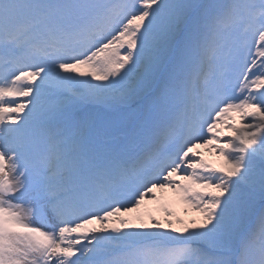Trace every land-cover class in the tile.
<instances>
[{
    "label": "rangeland",
    "instance_id": "rangeland-1",
    "mask_svg": "<svg viewBox=\"0 0 264 264\" xmlns=\"http://www.w3.org/2000/svg\"><path fill=\"white\" fill-rule=\"evenodd\" d=\"M10 2H17L16 7L9 4V9L19 15H31L29 11L35 7L33 13L38 14L26 20L30 22L24 27L28 31L31 30L33 21L42 17L50 7L53 13L51 20H54L47 22V31L43 35L48 38L45 40L55 39L68 51L65 52L67 56L71 55L67 57L54 54V60L61 63V66L35 73L29 77L32 83L22 90L33 96L20 104L28 108L25 111L29 116L27 120L36 118L40 122L36 125L38 132L45 133L47 129H51L41 125L42 122H55L56 119L67 116L62 113L65 110L70 112L76 109L75 116L83 119L82 126L76 127V131L80 134L86 131L92 133L90 144L102 146L107 143L103 142L106 138L110 142L123 139L128 129L132 128L130 125L139 124L138 117L141 113L149 115V125L152 128H165L168 129L165 133H169L166 125L182 118V115L176 116L182 100L188 106L193 105L192 118L187 116L180 121L183 126L196 120V116L207 109L208 99L209 103L212 101L218 106L212 119L205 125L208 132L202 135L203 142H210L208 148L200 147L204 153L196 152L197 158L186 169V173L153 189L146 201L138 202L134 205L135 208L124 214L115 212V215H119L115 218L116 227L111 232L97 236L102 237L101 252L115 253L113 259L119 258L121 263L139 258L138 262L145 264L143 257L148 255V248L173 242L183 244L181 246L184 248L198 249L186 250L187 255L186 252H181L180 257L177 254L169 256L167 259L175 264H264V240L261 241L262 237L257 239V230L254 229L253 239L243 235L246 227L249 228V223L254 222L257 212L262 210L260 208H264V123L250 131H241L236 125L238 121L255 119L264 112V0H243L242 4L237 2L240 10L244 8L243 20L240 26H236V22L229 23V32H235L232 43L236 49L228 43L230 35L227 34L226 38V32H222L218 37L217 31L210 32L201 46H191L189 54L192 53L194 62L207 58L208 50L217 52L218 46L214 45L216 37L224 39V42L219 43L221 50L217 54L222 57L227 53L225 66L229 67V60H236L238 56L239 67L235 71L232 68L229 71H206L205 65L194 71L195 76L191 80L193 93H204L208 97L200 102L197 94L194 99L177 96V99L169 101L168 95L173 88L171 85L165 86L158 78L161 66L166 62L177 36V30L186 25V20L196 11L204 9L206 3L203 0ZM0 4H7L3 8H8V3L4 0H0ZM207 4L216 11L217 8L221 10L226 7L227 1L210 0ZM74 51L79 53L73 55ZM225 72L229 76L224 75ZM238 91L241 92L240 97H236ZM175 95L172 94L171 97ZM218 98L220 99L214 102ZM73 100L83 106L73 107L70 103ZM95 103L115 108L130 105L133 112L127 110L129 114L117 125L121 130H114L113 122L97 119L92 110L91 116L85 115V107L89 105L94 108ZM212 111L211 109L210 113ZM10 115L2 117L8 122L9 129L15 130L18 128L16 124L20 126L24 123L17 121L20 119L18 113ZM86 122L89 123L84 125ZM77 126H80L79 122ZM67 128L65 124L59 132L67 133ZM178 130L182 132V129ZM162 132L159 133L163 134ZM222 136L225 142H217ZM2 141L0 137V143ZM134 144L137 146L141 143L136 141ZM163 149L164 145L160 147V152ZM136 153L137 151L131 150L128 155H124V161L133 159ZM0 160H4V157H0ZM4 164H8V157ZM151 164L152 160L145 162V165ZM147 169L149 168L144 171ZM106 173L109 175L110 170ZM143 174L139 171L137 177L127 182V187L133 191L130 195L134 198L138 197V188L134 183L139 182L138 185H141L147 178ZM24 186L25 183L20 181L10 184L8 181L6 184L12 190H20ZM3 197L0 189V198ZM252 234L250 231L249 235ZM46 238L51 240L52 245L46 240L35 241L15 230L14 217L4 211L0 214V264H44L38 256L50 245L53 249L55 240L52 235H46ZM87 238V241H91V238ZM203 248L213 249L216 253L211 258L212 263L200 262L201 256L197 255ZM158 256L159 253L154 261L158 260ZM191 257L193 261L189 262Z\"/></svg>",
    "mask_w": 264,
    "mask_h": 264
},
{
    "label": "bare ground",
    "instance_id": "bare-ground-1",
    "mask_svg": "<svg viewBox=\"0 0 264 264\" xmlns=\"http://www.w3.org/2000/svg\"><path fill=\"white\" fill-rule=\"evenodd\" d=\"M5 45L6 47L3 48L2 46ZM0 49L2 50V52H8V45H6V43H4L3 41L0 42ZM18 50L16 49H12L11 52H17ZM17 109H20L19 107H17ZM249 128H254L253 126H250ZM166 191V189L164 190ZM100 217L105 216L104 214L99 215ZM116 223V219L111 217V216H106L104 218V220H102L101 222L96 223V221H90L89 223V227L87 229V231L94 233V234H104L106 232H111L110 230H112V228L116 227L115 226ZM96 242V241H95ZM97 244H95L93 246V248H96Z\"/></svg>",
    "mask_w": 264,
    "mask_h": 264
},
{
    "label": "trees",
    "instance_id": "trees-1",
    "mask_svg": "<svg viewBox=\"0 0 264 264\" xmlns=\"http://www.w3.org/2000/svg\"><path fill=\"white\" fill-rule=\"evenodd\" d=\"M210 0H208V2H206V5L204 6V9H202V11H196L194 13V15L192 16V20L195 18V16H197L198 14H200L201 12H203L204 14V10L206 8L207 11H213V8L207 4L209 3ZM195 21V20H194ZM181 46V45H180ZM263 211L264 208H262V210L260 211V213H258V215L255 217V221L254 223L249 227V229L245 232V236H248L250 239H253L255 234H254V229H256V234H264V217H263ZM253 232L252 235H249V232ZM244 247V246H243ZM245 248V247H244ZM243 248V250H244Z\"/></svg>",
    "mask_w": 264,
    "mask_h": 264
}]
</instances>
